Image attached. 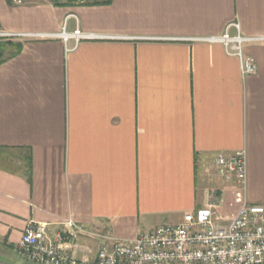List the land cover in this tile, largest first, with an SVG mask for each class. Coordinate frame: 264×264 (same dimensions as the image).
Segmentation results:
<instances>
[{
  "label": "crops",
  "instance_id": "obj_1",
  "mask_svg": "<svg viewBox=\"0 0 264 264\" xmlns=\"http://www.w3.org/2000/svg\"><path fill=\"white\" fill-rule=\"evenodd\" d=\"M231 22L264 35V0H0V31L119 36L7 38L24 45L0 64L1 261L29 221L54 235L73 219L95 258L102 235L133 239L221 197L225 222L264 204V43L246 44L257 72L244 76L222 44L195 39ZM241 150L244 186L212 164Z\"/></svg>",
  "mask_w": 264,
  "mask_h": 264
},
{
  "label": "built area",
  "instance_id": "obj_2",
  "mask_svg": "<svg viewBox=\"0 0 264 264\" xmlns=\"http://www.w3.org/2000/svg\"><path fill=\"white\" fill-rule=\"evenodd\" d=\"M14 2L21 3V0ZM232 28L236 33H231ZM26 35L61 38L66 44L73 39L76 45L83 40L119 37L87 32L79 27L70 32L66 23L57 33L0 31L3 38ZM195 39L222 44L228 55L240 60L244 76L257 72V64L246 55L245 46L264 43V35H243L239 22H231L220 35ZM212 164L226 181L245 185V151L232 155L220 153ZM222 203L221 197L194 212L185 213L180 222L161 224L133 239L102 235L95 258L88 253L80 255L78 236L83 230L73 219L64 222L54 235L49 234L46 223L29 221L15 252L31 264H264V204L244 203L237 214L225 222L218 212Z\"/></svg>",
  "mask_w": 264,
  "mask_h": 264
},
{
  "label": "trees",
  "instance_id": "obj_3",
  "mask_svg": "<svg viewBox=\"0 0 264 264\" xmlns=\"http://www.w3.org/2000/svg\"><path fill=\"white\" fill-rule=\"evenodd\" d=\"M10 2L12 0H9ZM55 5H70L74 4L77 0H50ZM85 3H92V4H108L111 2V0H83ZM23 42L19 40H12V39H6V40H0V64L5 62L6 60L14 57L17 55L21 50L23 49ZM27 176L30 179L31 178V156L29 155L27 157Z\"/></svg>",
  "mask_w": 264,
  "mask_h": 264
},
{
  "label": "rangeland",
  "instance_id": "obj_4",
  "mask_svg": "<svg viewBox=\"0 0 264 264\" xmlns=\"http://www.w3.org/2000/svg\"><path fill=\"white\" fill-rule=\"evenodd\" d=\"M7 38L0 37V40H6ZM15 40V39H14ZM14 258V261L8 262L9 264H31L29 261L20 258L18 255H9L8 258ZM0 258H2L0 254Z\"/></svg>",
  "mask_w": 264,
  "mask_h": 264
},
{
  "label": "flooded vegetation",
  "instance_id": "obj_5",
  "mask_svg": "<svg viewBox=\"0 0 264 264\" xmlns=\"http://www.w3.org/2000/svg\"><path fill=\"white\" fill-rule=\"evenodd\" d=\"M0 264H9V263H8V262L1 261V260H0Z\"/></svg>",
  "mask_w": 264,
  "mask_h": 264
}]
</instances>
